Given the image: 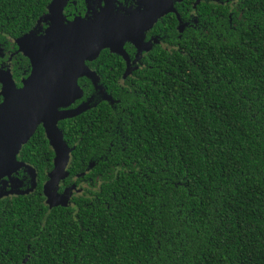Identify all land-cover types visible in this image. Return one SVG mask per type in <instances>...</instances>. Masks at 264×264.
Returning <instances> with one entry per match:
<instances>
[{"label":"trees","instance_id":"trees-1","mask_svg":"<svg viewBox=\"0 0 264 264\" xmlns=\"http://www.w3.org/2000/svg\"><path fill=\"white\" fill-rule=\"evenodd\" d=\"M49 3L0 0V69L17 88L31 67L14 41L41 37ZM193 19L178 34L170 16L171 45L125 79L108 50L87 62L103 93L79 79L89 109L58 123L72 149L60 191L81 193L45 204L39 126L17 156L34 191L0 200V264H264V0L202 3Z\"/></svg>","mask_w":264,"mask_h":264},{"label":"water","instance_id":"water-1","mask_svg":"<svg viewBox=\"0 0 264 264\" xmlns=\"http://www.w3.org/2000/svg\"><path fill=\"white\" fill-rule=\"evenodd\" d=\"M172 11L171 6L166 12ZM46 15L42 19L44 22H47ZM61 18L59 8L51 15L43 36L26 35L14 41L18 52L29 60L31 67L20 88L16 87L10 69H0V181H10L12 175L25 170L31 178V186L16 195H28L34 191L36 172L31 166L18 161L17 156L41 126L54 153L53 170L42 190L49 209L67 207L74 190L71 187L58 192L60 181L68 176L66 169L72 151L65 144L58 123L89 109V102L70 108L83 95L78 80H90L94 88L103 93L98 85L99 76L86 63L96 60L101 51L108 50L126 61L127 69L122 76L125 79L133 69L129 68L123 45L132 41L143 48L142 39L138 37V32L142 35V29H134L129 18L115 17L108 12L95 16L92 21L76 19L64 24ZM155 20L152 19L151 25ZM11 183L9 191L0 192V200L22 187L18 179L11 180Z\"/></svg>","mask_w":264,"mask_h":264},{"label":"flooded vegetation","instance_id":"flooded-vegetation-1","mask_svg":"<svg viewBox=\"0 0 264 264\" xmlns=\"http://www.w3.org/2000/svg\"><path fill=\"white\" fill-rule=\"evenodd\" d=\"M228 1L229 0H199L198 5L202 3L221 5V4H226ZM52 2L53 0H50L49 6ZM55 2L57 5L56 10H58L59 8L61 9V16L63 17V19L62 18L61 19L64 24L73 22L76 19L92 21L95 20V16L102 14L103 12H108L115 17L129 18L130 22L134 26V29L135 27H138L140 30L142 29V35L140 36L138 32V37L142 39L143 48L137 47L136 45L138 43L135 44L132 41L126 42L123 45V49L128 58L129 68L133 69L131 70L129 75H131L134 71H136L139 68V64L141 63V61L148 53H150L153 50L154 47L166 48L169 45H171L170 43H166L167 37H166L165 24L169 19V17L173 16L175 18L176 20L175 30L176 33L180 34L181 32L180 26H184L185 28V27H192L194 24H196L193 18L196 15V8L198 6L196 5L197 0H192L191 2H189L190 5L189 11L186 10L185 12L186 16L181 18L180 11L185 8V3L188 2V0H56ZM171 6L173 8V11L166 12ZM48 8H47V12H48ZM153 18H156V20L151 25V21ZM42 25L44 26L46 31V29L49 26V23L42 21ZM45 31H43V33L38 36H42L45 33ZM126 48H130L131 52L128 53L126 51ZM123 61L125 63V68H124L125 71V69H127V63L124 59ZM89 69L92 70L90 67ZM75 107H76L75 104H73L70 108L72 109ZM20 171L25 172L27 174L25 170H20ZM18 173L14 175H18ZM14 175L11 176V180L18 179L13 177ZM11 180L9 181L8 179H4V185L6 187L5 192L11 189V184H12ZM63 181H60L59 183V190H58L59 193H62L64 191V190L60 191V187ZM75 186L76 184H72L71 186L68 187V188L71 187L74 188V190L71 191L72 196H76L81 193V189ZM18 191L19 192L22 191L21 187L19 190L15 189L12 196L16 195ZM71 198H70V202H71Z\"/></svg>","mask_w":264,"mask_h":264},{"label":"rangeland","instance_id":"rangeland-1","mask_svg":"<svg viewBox=\"0 0 264 264\" xmlns=\"http://www.w3.org/2000/svg\"><path fill=\"white\" fill-rule=\"evenodd\" d=\"M56 0H53V2L50 4L49 8H48V12H47V15L48 18H47V22L50 24V17L51 15L56 11L57 9V5H56ZM43 21V20H42Z\"/></svg>","mask_w":264,"mask_h":264}]
</instances>
